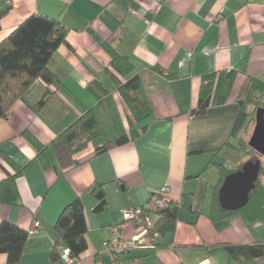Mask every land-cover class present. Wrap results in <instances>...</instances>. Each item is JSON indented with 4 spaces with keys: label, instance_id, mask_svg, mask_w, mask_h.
<instances>
[{
    "label": "crops",
    "instance_id": "0c3cea01",
    "mask_svg": "<svg viewBox=\"0 0 264 264\" xmlns=\"http://www.w3.org/2000/svg\"><path fill=\"white\" fill-rule=\"evenodd\" d=\"M3 10L0 42L33 13L67 29L48 62L54 81L36 78L0 119V181L24 168L16 177L20 199L0 202V222L27 232L33 222L40 225L28 234L18 264H60L50 257L55 223L76 197L87 225V249L76 264H111L103 247L113 237L110 227L134 235L124 210L142 206L165 186L173 203L184 198L190 205L179 209L172 233L155 238V248L126 254L129 264H264V255L238 262L222 246L264 244V220L242 210L218 216L213 205L222 171H235L257 154L248 146L252 118L233 129L252 81L264 83V0H0ZM105 42L130 58L129 75L111 67ZM111 74L122 82L138 75L151 109L144 128L121 145L115 139L129 134V125ZM209 75V104L193 113ZM47 86L50 95L37 106ZM86 109L99 135L78 151L53 148L51 141ZM31 139L44 148L36 150ZM102 145L106 150L95 154ZM96 185L106 200L100 211L91 192ZM0 264H9L5 254Z\"/></svg>",
    "mask_w": 264,
    "mask_h": 264
},
{
    "label": "trees",
    "instance_id": "16d2710c",
    "mask_svg": "<svg viewBox=\"0 0 264 264\" xmlns=\"http://www.w3.org/2000/svg\"><path fill=\"white\" fill-rule=\"evenodd\" d=\"M5 12L6 10L0 12V20ZM66 33L67 29L56 19L33 13L21 21L0 42V119L7 117L10 106L16 99L21 97L36 78H41L47 84L54 81V76L48 69V62L57 47L65 41ZM103 47L110 54V65L116 73L121 77L129 75L133 70V63L130 58L117 53L109 43H103ZM111 77L123 101L129 125V134L120 135L115 139L114 143L121 145L134 138L139 129L144 128L142 122L149 116L151 109L138 75L130 76L123 82L113 74H111ZM230 85L231 81L228 80L221 95L222 101H225ZM250 85L244 104L240 101L242 107L233 134L237 133L243 126V121L247 115H253L256 107L254 105H257L255 102L256 97H260L264 92L263 82L255 79ZM212 86L213 76H205L200 88L198 106L192 111L193 113L205 111L209 104ZM49 95L50 91L47 86L37 102V106L44 105ZM99 132L100 129L94 113L91 109H86L74 123L51 141V145L55 149L66 146L70 152L78 151L97 137ZM31 143L36 150L41 151L44 148L34 139H31ZM105 150L106 146L102 145L96 149L95 154L102 153ZM14 170V174L0 181V202L8 205H15L20 199L16 177L22 173L24 168L16 167ZM261 171L262 168H260L255 187L249 194L247 204L239 209L245 212L251 220H264V183L260 180ZM231 172L232 170H223L222 179ZM91 192L97 200L94 211L102 210L106 204L102 186L92 187ZM217 195L216 193L213 203L215 213L220 216L232 212L220 207ZM189 205V200L182 198L179 204L171 201L166 208L152 212L151 215L157 217L154 226L158 234L162 236L172 233L175 229L179 209ZM212 217L214 218V216ZM55 229L58 240L54 243L50 252L53 262L57 263L59 261L60 247L62 246L69 248L71 257L79 260L82 253L87 249L85 238L87 225L83 205L79 197H76L62 208L56 220ZM27 237L28 232L12 222L7 220L0 222V253L5 254L9 264H18ZM157 245L155 241V246ZM222 246L238 262L264 255V244L261 243H224Z\"/></svg>",
    "mask_w": 264,
    "mask_h": 264
},
{
    "label": "built area",
    "instance_id": "2783aa9c",
    "mask_svg": "<svg viewBox=\"0 0 264 264\" xmlns=\"http://www.w3.org/2000/svg\"><path fill=\"white\" fill-rule=\"evenodd\" d=\"M169 188L163 187L160 191L152 194L149 199L136 208L124 210L125 221L130 222L136 232L130 237H124L120 225H113L110 230L113 237L106 240L103 244L104 250L111 255V264H129L124 256L135 249L155 248V238L159 235L155 229L151 213L166 208L171 198L168 194ZM39 222H33L28 229V234H32L39 229ZM78 259L71 257L70 250L66 246L60 247V264H76Z\"/></svg>",
    "mask_w": 264,
    "mask_h": 264
},
{
    "label": "water",
    "instance_id": "95a60500",
    "mask_svg": "<svg viewBox=\"0 0 264 264\" xmlns=\"http://www.w3.org/2000/svg\"><path fill=\"white\" fill-rule=\"evenodd\" d=\"M248 146L264 157V109L257 108L253 132ZM260 159L248 160L239 169L227 174L218 191V202L224 210H239L248 200L255 187L260 171Z\"/></svg>",
    "mask_w": 264,
    "mask_h": 264
},
{
    "label": "rangeland",
    "instance_id": "374dc122",
    "mask_svg": "<svg viewBox=\"0 0 264 264\" xmlns=\"http://www.w3.org/2000/svg\"><path fill=\"white\" fill-rule=\"evenodd\" d=\"M255 102L257 103V105H264V92L261 94L260 97H256ZM257 105H254V106H257ZM253 116L254 115H252V116L249 115L247 117H248V119L249 118L251 119ZM247 117H245V119L243 121V124L247 121L246 120ZM251 157H255V158H259L260 159L261 165H262V167H261L262 168V171H261V176H260L261 178H260V180H263L264 181V158L263 157H259L257 154H254Z\"/></svg>",
    "mask_w": 264,
    "mask_h": 264
},
{
    "label": "flooded vegetation",
    "instance_id": "af4514ba",
    "mask_svg": "<svg viewBox=\"0 0 264 264\" xmlns=\"http://www.w3.org/2000/svg\"><path fill=\"white\" fill-rule=\"evenodd\" d=\"M257 108H263L264 109V105H257L256 107H255V110H254V112H253V121H254V124H255V113H256V110H257ZM259 157H263V156H260V155H258ZM264 158V157H263ZM256 159H259V158H255V157H253L252 158V160H256ZM262 167V165L260 166V168Z\"/></svg>",
    "mask_w": 264,
    "mask_h": 264
}]
</instances>
